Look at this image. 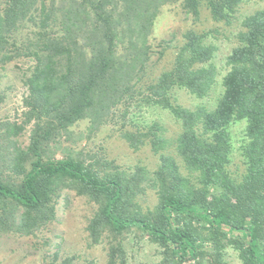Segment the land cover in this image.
<instances>
[{
	"label": "trees",
	"instance_id": "trees-1",
	"mask_svg": "<svg viewBox=\"0 0 264 264\" xmlns=\"http://www.w3.org/2000/svg\"><path fill=\"white\" fill-rule=\"evenodd\" d=\"M244 0H3L0 6V68L22 56L35 59L28 79L31 114L37 115L31 144L14 160L19 179L0 175V204L8 229L32 235L55 220V199L65 184L101 203L89 230L98 240L106 227L122 234L138 229L166 249L153 264H194L202 251L187 218L205 222L216 234H240L246 264H264V9L245 18L240 45L228 58L225 93L215 109L171 107L184 123L178 151L195 179L177 172L163 176L157 209L133 210L126 177L102 175L93 165L67 156L48 155L53 139L45 118L66 130L78 121L102 116L150 60L149 38L163 6L181 2L199 13L206 4L214 18L227 19ZM171 72L155 90L179 86L199 97L208 94L218 72L215 48L196 31ZM248 121L244 148L247 170L238 181L230 173V125ZM201 126L202 133L198 131ZM186 183L191 185L186 190ZM218 188L219 194L211 192ZM111 248V262L118 261ZM61 264H76L71 259ZM94 264V263H87Z\"/></svg>",
	"mask_w": 264,
	"mask_h": 264
},
{
	"label": "rangeland",
	"instance_id": "rangeland-1",
	"mask_svg": "<svg viewBox=\"0 0 264 264\" xmlns=\"http://www.w3.org/2000/svg\"><path fill=\"white\" fill-rule=\"evenodd\" d=\"M55 1L56 7L62 1ZM3 0H0L2 6ZM264 9V0H244L227 19L213 17L204 4L199 13L187 12L182 3L162 7L149 38V62L130 89L102 116L92 115L67 130L57 120L45 118L53 139L48 155L60 160L72 156L93 165L102 175L126 177L132 188L133 210L149 215L157 209L164 184L163 176L177 172L195 184L178 151L184 123L171 107L196 110L215 109L225 93L224 77L230 70L228 58L240 45L245 18ZM196 31L215 48L212 64L218 72L208 94L199 97L183 87L155 90L160 78L171 72L186 44V34ZM35 59L22 56L0 68V175L19 179L14 169L18 154L31 144L37 115L31 114V89L28 79ZM248 121L236 120L229 127L231 154L229 170L240 181L246 174L244 148L248 142ZM198 131L203 134L201 126ZM186 183V190L191 187ZM211 192L219 194L214 188ZM56 217L47 227L32 235L8 229L0 204V264H61L71 259L76 264H153L166 258V249L138 229L122 234L106 227L100 239L92 237L90 223L101 203L82 193L74 184H65L55 199ZM195 229L202 251L194 264H246L239 249L240 234L225 237L213 232L200 220L187 218ZM117 248L115 263L111 248Z\"/></svg>",
	"mask_w": 264,
	"mask_h": 264
}]
</instances>
